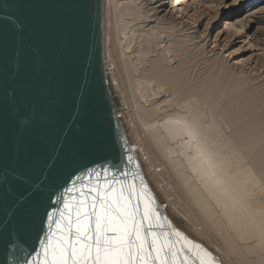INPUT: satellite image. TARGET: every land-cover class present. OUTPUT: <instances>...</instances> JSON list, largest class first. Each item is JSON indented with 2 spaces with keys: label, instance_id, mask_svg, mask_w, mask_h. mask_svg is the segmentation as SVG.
<instances>
[{
  "label": "bare ground",
  "instance_id": "bare-ground-1",
  "mask_svg": "<svg viewBox=\"0 0 264 264\" xmlns=\"http://www.w3.org/2000/svg\"><path fill=\"white\" fill-rule=\"evenodd\" d=\"M177 1L170 0L171 7ZM106 2L105 38L107 34L120 101L134 113L129 122L159 182L228 264H264V95L254 92L245 99L244 86L234 71L222 67L212 70L198 87L186 83L188 89L182 90L181 78L190 73L184 68L182 42L169 38L178 25L191 24H181L182 15L174 11L166 12L169 6L163 0ZM206 2L210 5L205 12L190 20L194 28L204 14L210 16L211 7L220 8L224 0ZM239 7L235 0L232 12ZM259 12L246 14L252 25L259 23ZM243 20L230 26L241 27L240 35L249 36ZM173 103L179 110L169 111ZM161 112H165L164 120L159 118ZM175 154L182 155L178 162L172 159ZM177 176L191 193L192 202L179 190ZM191 203L200 217L191 213Z\"/></svg>",
  "mask_w": 264,
  "mask_h": 264
},
{
  "label": "water",
  "instance_id": "water-1",
  "mask_svg": "<svg viewBox=\"0 0 264 264\" xmlns=\"http://www.w3.org/2000/svg\"><path fill=\"white\" fill-rule=\"evenodd\" d=\"M104 18V0H0V230L10 221L22 242L81 165L124 149L140 164L109 85Z\"/></svg>",
  "mask_w": 264,
  "mask_h": 264
},
{
  "label": "snow or ice",
  "instance_id": "snow-or-ice-1",
  "mask_svg": "<svg viewBox=\"0 0 264 264\" xmlns=\"http://www.w3.org/2000/svg\"><path fill=\"white\" fill-rule=\"evenodd\" d=\"M12 21L22 40V24ZM125 152L81 165L60 190L49 192L44 212L32 222L33 243L22 242L5 223L0 264H223L160 211L140 164Z\"/></svg>",
  "mask_w": 264,
  "mask_h": 264
},
{
  "label": "rangeland",
  "instance_id": "rangeland-1",
  "mask_svg": "<svg viewBox=\"0 0 264 264\" xmlns=\"http://www.w3.org/2000/svg\"><path fill=\"white\" fill-rule=\"evenodd\" d=\"M206 1H211V0H204L202 3L201 0L199 3H197L198 0H182V4H181V0H179L173 4L174 7L173 6L171 7L170 0H163L165 5L169 6V8L167 7L166 12L170 10L171 12L174 11V13H177V15L178 14L180 16L182 15V18H179L181 19L180 21L181 24L183 22L186 23L189 22L191 24L190 26L185 28L182 25H178L177 30L179 29V31L177 30L175 32L173 31L174 34H172L171 36L172 39L169 38L170 40L173 41L176 40V42L179 41L183 43V41L185 40L188 42L187 43L185 41L184 45L182 43H179V46L183 47L184 50L183 54L186 57L185 58L183 56L185 58V60L183 59L184 60L183 64L185 66L184 65L183 66L184 68L187 67V72L189 71L188 73H190L188 74V76L187 75H185V77L183 76V78L185 79L184 81H182L183 78H181L182 80L179 83V88H181L182 90H187L189 87V86L187 87V84H189L190 86H192L193 84L192 87H198L202 83L203 79H207L210 76L209 74H212L214 72V71L212 72V70L219 69L220 67H222L223 70L232 69V71H234L238 83L241 85V87L244 86L242 88L244 96L242 97H244L245 99H249L247 97H249V95L254 92H260V94L264 95L263 92L264 91V0H238V3H240V7L235 12H232V8H231V5L234 3L235 0H224V3H222L220 8L217 9L216 7H211L210 10L212 13H210V16L209 15L206 16V14H204L199 19L198 23L201 22L200 25L197 28H194V25L190 20L192 19L195 20V18H193L192 16L194 15L199 16L200 12L201 13L202 11L205 12L206 7L210 5L209 2L207 3ZM215 1L218 2L221 0H215ZM106 5L107 2L105 0V6ZM234 7L237 8L236 5ZM162 9L163 8H161V10ZM164 9L166 10V8ZM249 11H260L258 14L256 13V16L259 18V23H255L252 25L249 22L251 18L250 17L247 18L246 16V14ZM105 12H106V8H105ZM162 15L163 13L161 14V16ZM209 18H211V21H209ZM242 19H244L243 22H245L247 31L248 33H250L249 36L247 35V33H245L243 37L240 35L241 33L240 30H242L241 27H239L238 30V29H233L230 26L232 25L233 27L234 25H239L241 22L240 20ZM152 20L155 19L152 18ZM106 22H107V18H106ZM106 22L104 18V47H105V60H106L109 85L112 90L113 96H117L120 100L121 90L118 87L119 86L118 81L115 78L114 68L110 64V53H109V49L107 48L108 47L107 34L105 38V28L107 26ZM173 36H175V38ZM159 53L157 52V54ZM245 95L248 96L245 97ZM125 104L126 103L123 104L120 101V106L116 108V111L120 115L121 121L123 122L129 141L136 151V154L140 161L145 177L149 182V185L153 189L154 193L158 197L159 203L162 205L164 210L166 208L167 215L171 218V220L180 230L184 231L191 238L203 243L210 251H212L223 262V264H228L225 261L224 257L222 256V254L220 253V251L218 250V248L214 247V245L208 240V238L205 235H203L197 229V227L191 222V220H189L187 216L182 211H180V209L177 208L171 201V198L168 196L163 185L159 182L158 178L154 173V164L152 163L151 159L147 156L142 145L137 139V135L135 133V126H133L129 122L131 118L134 116V113L131 112V109L129 108L128 104L126 105ZM175 104L176 103H173V106L170 107L171 109L168 110L172 112L175 111V109L179 110L178 106H176ZM180 111L182 114L183 113L182 110ZM180 111L178 112V115L180 114ZM163 114H165V112H161L160 113L161 116L159 118H162L164 120L165 117H163L164 116ZM195 150L197 151L199 150V148L197 147L195 148ZM174 158H175V162H178L177 160L182 158V155L175 154L172 159ZM177 180L179 183L178 188L179 190H181V192L184 193L183 195L185 199L188 202H192L194 199L192 198L191 193L187 190L186 185L181 181V179L178 176H177ZM185 199H181V202H184L188 206ZM191 205L193 206V207L191 206L193 209L191 207H189V209H191V211L193 212L191 211L190 212L192 214L193 213L198 214V216L200 217L197 207H194L196 205H194L193 203H191Z\"/></svg>",
  "mask_w": 264,
  "mask_h": 264
}]
</instances>
